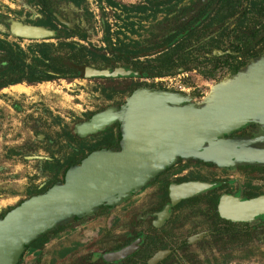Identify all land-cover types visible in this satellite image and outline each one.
Segmentation results:
<instances>
[{
    "label": "rangeland",
    "instance_id": "obj_1",
    "mask_svg": "<svg viewBox=\"0 0 264 264\" xmlns=\"http://www.w3.org/2000/svg\"><path fill=\"white\" fill-rule=\"evenodd\" d=\"M175 1L0 0V80L10 66L9 46L17 62L30 65L34 77L44 78L0 86V214L61 181L65 169L91 149L120 145V117L135 89L174 92L183 97V104L199 105L215 83L239 73H228L234 61L229 62L223 50L242 39L244 28L256 31L264 23V10L253 9L264 0H220L218 13L229 16L224 39L216 38L214 31L212 38L183 41L182 47L191 46L181 54L162 53L161 42L175 49L169 32L188 19L200 0H180L174 15L161 14L162 4L172 7ZM10 19L54 33L35 39L14 36L8 29ZM232 20L234 26L229 25ZM263 51L264 40L252 47V53ZM166 60L171 64L165 66ZM79 65L121 66L139 74L69 78L67 69ZM108 109L118 114L114 121L97 131L78 132V124ZM220 162L231 168L229 162ZM244 176L245 182L255 178L264 188V165L245 169ZM149 187H142L146 200L131 208L132 195L126 193L58 221L24 247L18 264H264V216L227 227L210 223L207 192H201L153 227L150 218L138 216L155 200ZM135 237L139 245L131 254L102 258ZM159 250L163 255L151 262Z\"/></svg>",
    "mask_w": 264,
    "mask_h": 264
},
{
    "label": "water",
    "instance_id": "obj_2",
    "mask_svg": "<svg viewBox=\"0 0 264 264\" xmlns=\"http://www.w3.org/2000/svg\"><path fill=\"white\" fill-rule=\"evenodd\" d=\"M57 19L66 23L56 16ZM9 32L18 37L43 38L54 31L44 26L10 19ZM264 33L261 32L259 37ZM84 77H115L131 71L121 66L96 68L82 65ZM228 79L213 85L202 105L180 104L183 97L165 90L138 88L127 97L121 116L120 147L99 148L65 169L62 180L35 193L6 211L0 218V264H14L38 234L66 217L91 210L99 204L128 193L171 164L176 156L224 162H264V147H252L256 138L229 140L221 136L249 121L264 126V55ZM116 117L105 110L77 125L80 134L96 131ZM203 183L186 182L169 186L174 203ZM221 217L249 220L264 212V195L237 199L222 195L217 205ZM165 215L158 214L155 225ZM136 247L135 242L103 253L104 260L121 259ZM159 250L150 258L163 255Z\"/></svg>",
    "mask_w": 264,
    "mask_h": 264
},
{
    "label": "flooded vegetation",
    "instance_id": "obj_3",
    "mask_svg": "<svg viewBox=\"0 0 264 264\" xmlns=\"http://www.w3.org/2000/svg\"><path fill=\"white\" fill-rule=\"evenodd\" d=\"M179 1L180 0L175 1V4H173L172 7L162 4L163 6L161 7V14L168 15V13H171L174 15L176 12L174 8L179 5L180 3ZM167 3L169 2H166V4ZM219 3H220V0H200L199 3L193 9V12L188 17V19H186L183 23H181L182 22L181 21L174 31L169 32L170 38L173 37V40L175 43V44L173 43V45L175 49L172 48L171 50L168 47L169 46L168 43L165 41V42H161L160 47L162 49L160 51L162 53H166L167 51H170L169 53L181 54L183 53L185 49H187V47L191 46V45H187V46L182 47L181 46L183 45L182 42L186 40L190 42L193 36L204 38L205 36L208 35V38H212L213 36L216 35L215 36L216 38L224 39L226 36L225 34L227 33L226 31H224V29L226 30L225 25L228 24V22L226 21V18H229V16L228 14L221 15L218 13L219 11L217 8L219 7ZM257 3L261 4V1H258ZM245 7L247 8V5ZM9 24H10V21H9ZM213 24L215 26L212 27ZM234 24L235 23L233 20L229 23L230 26H234ZM244 30L246 31V33L242 34V39L244 38V35L249 37L254 32V31H251L249 27H246V29L244 28ZM214 31H215V35L212 34ZM204 33H206V35L201 36ZM235 44H236V41H235ZM234 45H230L226 47V49L223 50L224 51L223 53H225V55L226 54L235 55L234 58H232L233 59L232 61H234L235 63V61H237L235 60V58L236 59L238 58V60H243L242 58L243 56H241V53L243 52L242 50L234 47ZM124 69H128V68H124ZM130 71L131 72L128 75L139 74V72H134L132 70ZM81 75H82V72H81ZM98 112H101V111H98ZM117 117H118V114L116 113V117L110 122L114 121ZM110 122H108L107 124H109ZM121 124H122V121H121ZM236 130L237 131H235V129L231 130L230 132L223 134L221 137L225 139H229V140H246L249 138H256L254 142L250 143V146L264 147V126L260 124L258 120L249 121L245 123L244 125H242L241 127L237 128ZM104 147L106 149H111L110 147H106V146ZM95 149H91V151ZM111 150H114V149H111ZM221 163L223 162L216 161V160H203L197 157L176 156L175 160L171 164L159 170L151 178H149L143 185L135 189H132L128 192V195L130 196L132 195L130 198L129 207L130 208L133 207L137 201L142 202L146 200L147 195H145L146 193H145V190H143V188L145 186L150 185L149 188L154 191V194L151 196V199H155V200L154 202H151L149 205L148 204L144 206L142 205L145 212H142L141 215L138 214V216H139V219H147V218L149 219L150 218V223L153 227H155L154 222L157 220L158 214L164 208H165V215L160 220L159 226H161L165 222V219H168L171 216L172 212L177 211L181 203L186 202L188 199L194 196H197L201 192H207L206 205L209 207V210L211 211L208 215L210 223L214 220L217 225L227 227L229 224H233V225L243 224L248 221L255 220L259 216H264V212H262V213L254 214L252 218L249 220H230V219L221 217L219 215L217 205L222 195H231L239 200L255 197L258 195H264V192H263L264 188L261 187V183L257 182L255 178L253 179L248 178V181L245 182V176H244L245 169H248V170L252 169L254 171L260 165H264V162L233 160L232 162H229V164H231L230 165L231 168L221 166ZM228 171L235 173L236 177L233 176L231 173H228ZM186 182L203 183L204 186L201 189L195 190L194 192L190 193L189 195L185 197L178 198L176 202L171 203L169 186L171 184L176 185V184L186 183ZM233 183L235 184L232 185ZM137 190L139 192H136ZM136 238L138 237L133 238L132 240H130L128 243L124 245L135 242L136 244V247L134 248L135 250L139 245V242L136 240ZM185 242H187V240ZM18 260L19 259L17 258L14 264H18Z\"/></svg>",
    "mask_w": 264,
    "mask_h": 264
},
{
    "label": "trees",
    "instance_id": "obj_4",
    "mask_svg": "<svg viewBox=\"0 0 264 264\" xmlns=\"http://www.w3.org/2000/svg\"><path fill=\"white\" fill-rule=\"evenodd\" d=\"M254 4V3H253ZM264 8V4H260V3H256L255 7L253 8L255 12H261ZM264 30V23H262L260 25V27L253 32V34L251 36H246L244 35V38L242 40H239L234 47L242 50L243 53H241V56H244L243 60H237L235 61V63H229L228 65V73L229 74H233L235 71H244L246 66L248 64H250L251 62L255 61L256 59H258L259 57L264 55V51L260 52L258 54L256 53H252V47L253 45H255L256 43H260L264 40V33L259 37V39H255V37ZM239 43V44H238ZM240 47V48H239ZM11 47H8V50L6 51L7 54L10 55L11 61H10V66L6 68V75H5V79L0 80V86L5 85V84H12L15 82H20V81H25L27 83H32L34 81H38L43 80L44 78H36L32 75L33 69L31 68L30 65H24L22 63L17 62L18 59L16 58V53L15 54H11ZM227 57L229 58L228 61H232L235 55H229L226 54ZM169 58V57H168ZM163 62V61H161ZM165 66L170 65L166 62H163ZM81 67L82 65H79V67H69L67 69V75L69 78H73V77H79L81 74ZM203 103H200L199 105H202ZM106 147H110L111 149L116 150L119 145H114V144H110V145H105ZM60 182V181H57ZM45 189H42L40 191H37L36 193H40L42 191H44ZM4 215L0 214V218ZM70 217V216H69ZM69 217H66L69 218ZM43 233L38 234L34 239H32L28 244H33L35 241H38L39 238L42 236ZM44 240H41L40 243H42ZM26 246V245H25Z\"/></svg>",
    "mask_w": 264,
    "mask_h": 264
}]
</instances>
